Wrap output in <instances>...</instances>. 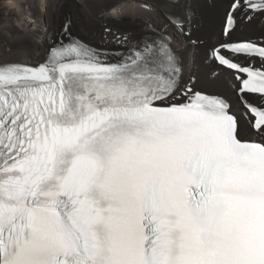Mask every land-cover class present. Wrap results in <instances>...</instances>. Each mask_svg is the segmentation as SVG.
Here are the masks:
<instances>
[{
    "label": "snow or ice",
    "instance_id": "6c2138e0",
    "mask_svg": "<svg viewBox=\"0 0 264 264\" xmlns=\"http://www.w3.org/2000/svg\"><path fill=\"white\" fill-rule=\"evenodd\" d=\"M256 14L264 0H231L205 52L236 70V107L183 82L151 22L114 34L123 51L61 40L38 65L0 62V264H264V103L248 97L264 42L232 39ZM164 15L199 46L190 8Z\"/></svg>",
    "mask_w": 264,
    "mask_h": 264
},
{
    "label": "bare ground",
    "instance_id": "6f19581e",
    "mask_svg": "<svg viewBox=\"0 0 264 264\" xmlns=\"http://www.w3.org/2000/svg\"><path fill=\"white\" fill-rule=\"evenodd\" d=\"M231 0H186L181 6L167 5L162 0H14L18 11H9L0 4V62L39 60L45 50V41L56 34L67 19L72 32L82 40L111 43L113 33L105 27L128 34L131 39L143 37L145 25H168L165 12L183 17L190 8L194 37L201 41L198 47L187 44L182 36L173 32L172 47L184 62L183 82L195 77L197 88L234 96L233 74L205 60L206 50L222 39L221 26L224 13ZM152 5L151 11L141 5ZM120 6L117 18L110 10ZM119 19V20H118ZM7 24V26H5ZM158 29V28H157ZM264 36V15H256L253 22L241 21L233 37L259 38Z\"/></svg>",
    "mask_w": 264,
    "mask_h": 264
},
{
    "label": "clouds",
    "instance_id": "9594fccd",
    "mask_svg": "<svg viewBox=\"0 0 264 264\" xmlns=\"http://www.w3.org/2000/svg\"><path fill=\"white\" fill-rule=\"evenodd\" d=\"M3 4L5 7H8L10 9H13V10H19L18 9V5L14 3V0H3ZM121 13L118 12L117 10L115 9H112L110 10L109 12V15L112 17V18H117ZM7 26V24L5 25Z\"/></svg>",
    "mask_w": 264,
    "mask_h": 264
}]
</instances>
